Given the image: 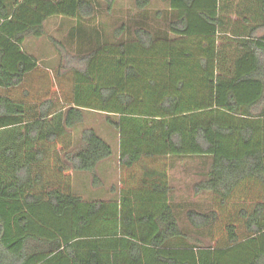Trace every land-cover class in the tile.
I'll list each match as a JSON object with an SVG mask.
<instances>
[{"label": "trees", "instance_id": "trees-1", "mask_svg": "<svg viewBox=\"0 0 264 264\" xmlns=\"http://www.w3.org/2000/svg\"><path fill=\"white\" fill-rule=\"evenodd\" d=\"M164 1L162 34L137 21L92 41L97 0H0V264H264V0ZM51 16L77 23L81 68L22 49ZM85 110L118 136L115 200L73 191L71 171L112 155L92 127L74 141ZM187 156L207 160L193 192L211 206L185 231L168 170Z\"/></svg>", "mask_w": 264, "mask_h": 264}, {"label": "rangeland", "instance_id": "rangeland-1", "mask_svg": "<svg viewBox=\"0 0 264 264\" xmlns=\"http://www.w3.org/2000/svg\"><path fill=\"white\" fill-rule=\"evenodd\" d=\"M167 2L164 0H149V5L144 12L139 11L134 0H117L111 11H107L103 0H97L94 16L83 23L87 34L102 41H112L113 31L121 24H126L131 29L137 21L146 22L152 31L162 34L165 29V17H157V11H166ZM124 22V23H123ZM74 25V20L62 16H51L44 22V34L38 39L28 38L23 42V50L34 53L42 66L51 69L63 63L64 67L81 68L82 64L74 57L77 51L78 40L69 34V29ZM97 32L96 34H94ZM95 35V36H94ZM105 115L97 111L85 110L82 122L75 127L74 141L78 142L80 131L84 127H92L97 134L112 147V155L101 161L93 172L71 171L72 187L74 193L80 195L85 201L115 200L112 193L118 190V164L115 153L118 147V136L104 121ZM116 157V156H115ZM115 164L113 165V162ZM169 169L170 184L173 191L170 202L175 206L180 220V226L188 231L184 221V213L188 208L200 211L208 210L211 206L210 195L195 194L193 185L202 178L206 169L207 160L203 157L187 156L173 158ZM178 242V241H175ZM190 243L201 245L209 244V238L204 234L190 232Z\"/></svg>", "mask_w": 264, "mask_h": 264}, {"label": "crops", "instance_id": "crops-1", "mask_svg": "<svg viewBox=\"0 0 264 264\" xmlns=\"http://www.w3.org/2000/svg\"><path fill=\"white\" fill-rule=\"evenodd\" d=\"M117 1V0H116ZM116 3V2H115ZM115 3H114V5H115ZM124 23V22H123ZM84 28V27H83ZM127 29H128V31H130V29L131 28H128L127 27ZM88 29H84V31H87ZM126 30V29H125ZM77 31V23L74 21V25L69 29V34H73V33H75ZM127 31V32H128ZM42 37V36H41ZM40 38V37H39ZM34 39H38V38H34ZM27 40V39H26ZM22 49H24L23 48V44H22ZM26 52V51H25ZM27 53H29V54H32V55H34V53H32V52H27ZM39 62V61H38ZM40 63V62H39ZM41 65V64H40ZM44 67H46V66H44ZM47 68V67H46ZM112 153H113V151H112ZM116 156V157H115ZM115 156H114V158H115V161H117L116 163L118 164V147H117V151H116V153H115ZM115 161L113 162V165L115 164ZM97 168V167H96ZM170 169V168H169ZM118 177H119V172H118ZM168 177H169V184H170V176H169V170H168ZM118 185H119V180H118ZM170 186H171V184H170ZM171 188H172V186H171ZM172 191H173V189H172ZM113 194V196H111L112 198H119V195H120V193H119V188H118V190L117 191H115L114 193H112Z\"/></svg>", "mask_w": 264, "mask_h": 264}]
</instances>
